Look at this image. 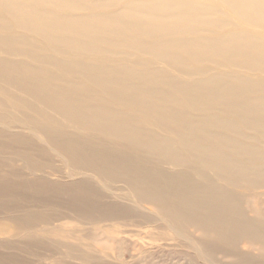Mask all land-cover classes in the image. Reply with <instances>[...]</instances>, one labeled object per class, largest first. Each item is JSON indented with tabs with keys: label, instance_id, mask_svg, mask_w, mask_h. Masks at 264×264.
<instances>
[{
	"label": "rangeland",
	"instance_id": "rangeland-1",
	"mask_svg": "<svg viewBox=\"0 0 264 264\" xmlns=\"http://www.w3.org/2000/svg\"><path fill=\"white\" fill-rule=\"evenodd\" d=\"M75 1L86 4L76 13L78 16L120 13L133 1L150 2L114 0L110 7H97L92 0ZM181 1L202 5L211 13L212 21L226 23L223 29L200 26L196 37L219 39L236 32L264 39V30L240 18L219 0ZM0 24V36L26 40L20 48L41 57L125 65L135 71L163 72L182 82L212 74L264 79V73L245 72L221 58L201 64L185 58L187 67L206 71L188 77L129 49L106 47L125 59L112 55L62 56L37 36L16 28L2 11ZM0 60L26 59L0 54ZM52 74L55 79L48 81L50 86L76 99L77 106L97 107L116 122L133 125L155 141H166L182 164H169L165 155L148 153L133 142L119 139L127 135L126 129L118 130L115 139L74 122L72 116L63 119L48 107L41 108L28 95L2 85L10 97L0 93V264H264V183L234 182L227 172L216 176L183 153L175 136L144 109L123 106L80 78ZM16 98L25 99L33 109L15 103ZM156 103L169 111L185 112L192 124L206 118L231 122L240 136L205 123L203 127L233 144L264 154L259 136L243 130L223 107L196 113L181 101ZM36 130L42 134V142L34 136ZM146 141L137 138L143 145ZM199 144L209 146L202 141ZM217 150L246 169H262L264 165L249 164L227 150ZM153 202L163 204L169 214Z\"/></svg>",
	"mask_w": 264,
	"mask_h": 264
},
{
	"label": "bare ground",
	"instance_id": "bare-ground-1",
	"mask_svg": "<svg viewBox=\"0 0 264 264\" xmlns=\"http://www.w3.org/2000/svg\"><path fill=\"white\" fill-rule=\"evenodd\" d=\"M219 1L240 18L264 30V0ZM83 2L0 0V11L10 17L16 28L37 36L51 51L62 56L112 55L125 59L124 55L106 50L110 46L146 55L188 77L195 73L204 74L206 71L187 67L185 58L195 64L214 62L215 58H221L228 65L239 67L245 72L264 73V39L236 32L225 34L219 39L196 37L200 26L212 25L214 28L223 29L226 24L221 20L212 21L211 13L202 5L181 0H150L147 3L133 1L120 13L78 16L76 13L86 7ZM92 2L97 7H110L114 0ZM161 23L165 25H159ZM26 43L20 37L0 36V54L26 59L16 62L0 60V93L9 96L2 85L8 86V90L28 95L40 103L41 108L45 109L46 106L63 119L72 116L74 122L85 124L92 130L99 129L115 139L119 136L118 130L126 129L127 135L119 139L133 142L136 147L146 149L148 153L156 151L163 154L169 164H182V160L174 155L166 141H155L151 135L133 125L116 122L97 107L81 108L75 104L76 99H71L58 87H51L48 82L55 79L53 72L80 78L123 106L144 109L175 136V142L183 153L204 165L216 176L227 172L232 174L230 180L234 182L252 180L253 183H264V165L257 170L237 166L236 161L224 157L217 148L227 150L234 157L242 158L249 164H264L263 153L233 144L227 137L206 132L203 127L205 123L240 136L231 122L206 118L202 120L204 122L192 124L185 112L169 111L156 103L181 101L196 113L223 107L236 117L243 130L252 131L259 136L257 137L260 142H264V79L212 74L207 78L182 82L163 72L135 71L125 65H92L79 61H61L51 56L41 57L30 49L20 48L19 45ZM117 76L139 83H129ZM162 85L166 86L167 91L162 90ZM145 97L152 100L147 101ZM14 100L24 108L33 109V105L25 99ZM33 134L41 142L44 140L40 131L36 130ZM138 137L147 140L145 145L137 142ZM201 141L209 146H200ZM230 170L235 171L231 173ZM152 204L169 214L170 211L163 204Z\"/></svg>",
	"mask_w": 264,
	"mask_h": 264
}]
</instances>
